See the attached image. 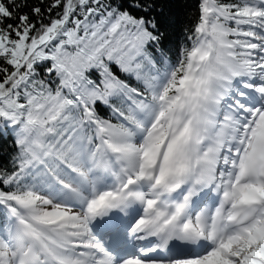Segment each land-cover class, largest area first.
<instances>
[{"label": "snow or ice", "instance_id": "6c2138e0", "mask_svg": "<svg viewBox=\"0 0 264 264\" xmlns=\"http://www.w3.org/2000/svg\"><path fill=\"white\" fill-rule=\"evenodd\" d=\"M0 264H264V0H0Z\"/></svg>", "mask_w": 264, "mask_h": 264}]
</instances>
